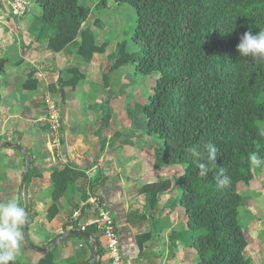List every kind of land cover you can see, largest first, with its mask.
<instances>
[{"label":"trees","instance_id":"16d2710c","mask_svg":"<svg viewBox=\"0 0 264 264\" xmlns=\"http://www.w3.org/2000/svg\"><path fill=\"white\" fill-rule=\"evenodd\" d=\"M107 1L98 0V8H105ZM112 1L135 11L136 26L130 39L140 48L128 51L127 40L117 42L107 56L109 72L130 63L135 74H159L142 106L146 133L163 144L152 153L154 168L182 165V174L175 180L177 193L168 206L185 208L187 228L172 231V240L177 237L193 247L198 264H250L244 255L247 237L238 220L243 199L237 187L254 178L249 161L253 153L264 163V62L239 56L236 45L244 32L264 31V0ZM36 2L42 9L39 38L47 40L49 51L60 52L78 39L76 53L83 61L90 62L94 53H105L108 42L97 45L93 30L84 25L89 7L78 0ZM93 23L102 27L97 19ZM3 65L0 58V73ZM65 73L67 79H59L62 89L84 78L77 67ZM206 142L214 144L219 155L208 176L202 178L198 164L206 162ZM193 147L205 153L203 161L188 151ZM220 168L231 178L226 188L216 184ZM30 173L28 168L26 182ZM78 175L68 166L52 171L48 219L57 215L60 197ZM171 186L169 178L141 185L137 191L145 196L146 210L154 211L159 195ZM133 215L128 214L132 224ZM144 219V214L138 216L139 221ZM77 229L74 224L72 230ZM94 230L95 225H90L83 231L91 235ZM150 237V232L137 234L136 244L141 249ZM91 246L97 255L92 264H98L101 250L96 243ZM91 250L83 263L92 258ZM53 261V249H49L37 264ZM12 264L20 263L15 259Z\"/></svg>","mask_w":264,"mask_h":264},{"label":"crops","instance_id":"0c3cea01","mask_svg":"<svg viewBox=\"0 0 264 264\" xmlns=\"http://www.w3.org/2000/svg\"><path fill=\"white\" fill-rule=\"evenodd\" d=\"M112 2L108 0L102 10L108 12ZM27 6L29 9L22 18H5L0 24V58L4 59L3 72L0 73V144L18 143L26 149V153L0 145V161L5 162L4 156L9 155L17 164H22L26 160L25 154L30 157L28 168L31 178L27 185L29 219L26 226L29 241L39 247L50 244L49 249H53L54 253L53 264H82L91 249L93 258L95 251L91 243H96L101 250L98 264H108L106 241L97 229L89 234L90 241L86 239L87 243L77 235L61 237L74 231V224L80 228L77 230L94 225L97 215L89 199L96 196L104 201L116 224L122 264H198L196 250L183 240L177 237L172 240L171 237L172 231L187 228L185 208L168 206V201L177 193L174 180L183 169L178 170V165H169L177 168L174 178L168 176L171 190L159 195L154 211L146 210L145 196L137 190L145 183L158 180L157 176L163 173L165 166L160 169L149 167L148 159L143 157L142 152L149 158L154 149H161V146L155 144L151 135L150 149H147V142L108 135L107 129L114 130V123L117 120L120 122L119 118L123 115L121 109L117 114L114 108L116 99L121 98L114 93L116 84L113 83L110 95L106 94L107 88L102 86L105 85L104 75L97 70L100 61L103 63L104 57L108 59L116 43L122 40L109 35L111 28L117 27V22L115 25L106 24L103 11H99L93 20L97 19L102 27L93 21L86 25L93 30L97 45L108 42L105 53H94L87 63L76 53L78 39L60 52L49 51L47 40L39 38L41 6L36 0L34 3L27 0ZM69 67H77L84 73V78L76 86H62V89L59 79H67L65 69ZM121 68L118 70L121 71ZM50 95L57 99L62 118L57 146L49 141L45 121L43 99ZM117 116L119 118L116 119ZM127 117L125 122L130 121V115ZM121 123L119 125L124 126ZM128 124L131 125V122ZM66 166L79 175L60 197L57 215L48 219L47 209L53 202L50 175L54 169ZM130 213H135L132 216L134 224L128 221ZM142 214L145 219L139 221L138 216ZM146 232H150L151 237L140 249L135 236ZM58 238L54 245L51 244ZM21 252L28 264H37L42 257V252L26 245H21Z\"/></svg>","mask_w":264,"mask_h":264},{"label":"rangeland","instance_id":"374dc122","mask_svg":"<svg viewBox=\"0 0 264 264\" xmlns=\"http://www.w3.org/2000/svg\"><path fill=\"white\" fill-rule=\"evenodd\" d=\"M78 1L80 4H83L89 7L90 9L91 15L84 23L85 26L93 21L96 13H98L99 11H103V8H98L97 6L98 0ZM29 2L34 3L35 0H29ZM27 7L29 9V6ZM102 14V17H104L106 24L113 25L114 23L115 25L117 22V27L115 29L114 27H112V33L107 32V34L109 33V35L122 40L126 39L128 43V51H134L140 48V45H135L130 39V36L136 26V13L130 6L123 3L116 4L112 2L110 3L109 11L107 12L106 10H104ZM77 58L79 59V57ZM104 58V62L102 63V61H100V68L97 70L100 71V74L104 75L105 85L103 84L102 86H105L107 88L105 89V91L107 90L106 94L110 95L109 89L113 90L110 85L112 83L116 84L113 91L117 95H120L119 97L121 99H116L114 108L117 109V114L119 113L120 109L123 114L121 118H119L118 116L116 117V119L119 118L120 122H118L117 120V123H114V130L109 131L110 128L107 129L108 135L117 138L126 136L132 137L136 140H141L142 143L147 142V149H150L152 143L149 140V135L146 133V119L142 112V106L145 103L148 94L151 93L152 86L154 85V82L159 74L157 72H152L150 75L147 76L135 74L134 69L130 63L121 68V71L118 70L110 73L108 69L110 66V60L106 57ZM114 73L117 74L114 75ZM97 82L93 83L92 85L97 84ZM93 90L94 89H92V94ZM50 97L54 100H57L51 95ZM106 114L109 115V113L107 112ZM127 115H130L131 118L130 121L125 122V120L128 119ZM130 122L131 125L128 124ZM120 123L124 126L121 127V125H119ZM114 131H116V133H114ZM152 137L154 139L155 144L160 145L161 148H163L162 142L156 137ZM142 154H144L143 157H146L148 159V166H152L153 168V158L151 156V158H148V155L143 152ZM27 156L30 160L29 155ZM4 157L5 162H3V160L0 161V202H6L9 199L16 198L19 199L21 205L24 207V195L26 201L28 202L27 185L29 182H26L24 186H22L21 182L23 172L26 166V160H24L22 164H17L14 157L9 155H6ZM24 159H26L25 156ZM177 165V168H179L178 170H180V168L182 169V165ZM177 168L165 165L163 173L161 175H158L157 177L159 179L169 178L168 176L174 178V172H176L175 170ZM148 170L150 171L153 169ZM253 170L254 178L249 183H239L237 187L238 192L243 199L242 205L239 207L238 220L247 237V246L245 248L244 255L250 258V264H264V163L261 167H253ZM21 245L28 246L24 238L21 242ZM16 259L19 261L20 264H28V261L24 259V255L22 256L21 250L19 251V253H17Z\"/></svg>","mask_w":264,"mask_h":264},{"label":"clouds","instance_id":"9594fccd","mask_svg":"<svg viewBox=\"0 0 264 264\" xmlns=\"http://www.w3.org/2000/svg\"><path fill=\"white\" fill-rule=\"evenodd\" d=\"M236 49L241 57H251L255 62H264V31L252 34L251 31L244 32L239 37ZM206 150V162L198 164V175L207 177L215 166L216 157L219 155L218 148L211 142L204 144ZM192 156L204 160L205 153L193 147L188 150ZM250 165L262 166V158L256 153L249 157ZM218 187L226 188L231 184V178L220 168L215 177ZM28 223V214L21 205L19 199L13 198L6 202H0V264H12L21 250L23 240L22 228Z\"/></svg>","mask_w":264,"mask_h":264},{"label":"built area","instance_id":"2783aa9c","mask_svg":"<svg viewBox=\"0 0 264 264\" xmlns=\"http://www.w3.org/2000/svg\"><path fill=\"white\" fill-rule=\"evenodd\" d=\"M27 0H0V24L5 18H22L27 11ZM45 121L48 125L49 141L57 146L61 128V112L59 104L50 96L44 98ZM97 217L93 221L96 229L104 236L108 264H122L121 247L117 227L104 201L96 196L89 199ZM84 226L81 230H84Z\"/></svg>","mask_w":264,"mask_h":264},{"label":"water","instance_id":"95a60500","mask_svg":"<svg viewBox=\"0 0 264 264\" xmlns=\"http://www.w3.org/2000/svg\"><path fill=\"white\" fill-rule=\"evenodd\" d=\"M0 145H2V146H9V147L15 148L17 150H20V151L26 153V149L23 146H21L20 144H18V143L3 142ZM25 158H26V166H25V170H24L23 176H22V182H21L22 186H24V184L26 183V177H27V171H28V164H29V159H28V156L26 154H25ZM24 208H25V210L27 212V210H28V204H27V201L25 199V195H24ZM22 232H23L24 240H25L26 244H28V246L30 248H32L34 250H38L40 252H46L50 248V244L47 245V246H45V247H39V246H36L33 243H31L29 241V239H28L26 225L22 228ZM70 235H79V236H82L83 238H85V239H87V240L90 241L89 234L86 233V232H84L83 230H74V231L66 232L61 237L62 238H65V237L70 236ZM58 240H59V238L56 239V240H54L51 244L54 245ZM95 258H96V253L94 252L93 253V258L89 262H87L85 264H92L94 262Z\"/></svg>","mask_w":264,"mask_h":264}]
</instances>
